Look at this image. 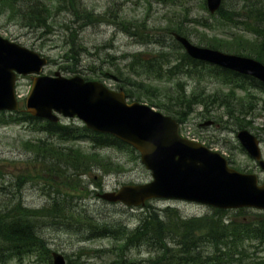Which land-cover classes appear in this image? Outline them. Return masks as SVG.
<instances>
[{
  "label": "rangeland",
  "instance_id": "374dc122",
  "mask_svg": "<svg viewBox=\"0 0 264 264\" xmlns=\"http://www.w3.org/2000/svg\"><path fill=\"white\" fill-rule=\"evenodd\" d=\"M260 1L261 10L264 11V0ZM43 3L53 6L50 7L53 11L50 33L24 27L17 17L12 19L8 11L0 8V36L48 58L49 64L44 67L42 74L53 76L60 73L67 78L81 76L96 79L118 91L129 90L132 87H126L123 81L124 77L129 75L128 65L134 56L143 54V58L156 59L160 58V54L168 55L169 61L161 62L163 73L160 78L146 74L142 69V77H132V81L137 79L152 84L157 91L151 95L134 91L135 97L129 101L141 102L162 114H169L166 107L173 108L169 96L196 95L197 101H204V104L193 105L190 111L183 108L188 114L185 123L180 125L181 135L195 139L211 150L221 153L234 169L257 174L261 182L264 181V172L237 139L239 131L251 132L261 141L264 158V91L252 83L239 81L238 83L246 86L250 96L237 89L236 105L232 106L225 98L231 87L226 86L219 76L213 75L215 73L210 67L214 66L203 64L193 68L191 72L175 76L168 73L169 69L178 63L176 59L180 60L182 54H185L184 49L176 44L173 38V33H177L175 28L179 24L185 27L184 31L189 33V38L194 44L206 47L199 43L203 37H217L228 42L239 38L253 41L256 37L248 29L252 25L264 26V17H261L263 21L260 24L240 16L234 17L235 24H225L213 19L216 15L209 12L206 0H78L79 16H76L68 5H63L57 0H44ZM246 4L239 0L225 1V7L230 11L240 9L246 12ZM59 6H62L61 9L54 14L55 8ZM204 42L207 44L210 41L204 39ZM121 72L125 75L121 76ZM32 82L33 76H26L20 77L16 84L21 110L25 109ZM216 100L218 102L214 105L210 103ZM205 102L209 106H206ZM227 105L236 108L238 112L229 116ZM2 114L10 115L5 112ZM19 114L24 112H16L13 115ZM209 121H212L213 125H203ZM61 122L84 126L79 120L66 119ZM239 123L243 124L242 128ZM38 127L40 125L29 122L6 125L0 123V209L9 202H12L11 205L21 202L22 206L29 210L43 209L40 214V217H43L35 221L36 230L38 236L46 242L51 260L52 253L56 252L65 256L67 264H114L118 257H122L127 264H147L151 256L157 255L158 250L150 247H131L123 254L117 253L113 251L115 241L108 234L99 235L104 227L110 224L127 225L133 230L141 223L146 208H128L98 198V195L104 193L118 192L123 186L145 184L152 180V174L142 164L139 152L133 151L132 146L130 149L119 146L100 149L99 152L110 158L112 163L120 164L118 167L109 164V173H104L98 168L83 171L71 168L68 175L73 183L79 184L83 194L79 195V200L69 197L63 208L55 209L53 206H56V195L49 192L46 180L49 177L47 173L51 170V162H56L51 158L44 160L46 155H38L30 144L48 140L53 141L52 144L56 147H81L87 152L93 151V148L87 141H60L46 132L38 131ZM22 175L26 176V179L21 181V187L18 188L16 185ZM49 179L54 180L51 182L54 187L60 182L57 177ZM148 204L157 208L165 221L170 220L162 210L170 206L174 207L184 220L216 217V209L202 205H186L188 203L179 201H150ZM224 211H227L224 215L228 222L232 220L236 223L246 218L259 222V217L264 214L254 209H246L243 213H239L240 210ZM258 215L259 217H256ZM220 216L219 214L218 217ZM172 223V230L175 231V223ZM96 227L98 228L94 229ZM175 233L182 239L180 233ZM199 235L202 234L196 233L197 237ZM166 239L169 248L177 246L173 237ZM246 248L244 254L248 258L242 263L237 261L236 264L256 262L254 259L264 260L263 243H247ZM180 250L179 247L176 248V251ZM195 250L193 254H179L178 257L185 258L184 262H187L190 255L198 254L200 262L216 252L212 244L200 241ZM240 258L241 256L235 254V260ZM7 264H50V261L35 253L34 256H24L21 259L11 258Z\"/></svg>",
  "mask_w": 264,
  "mask_h": 264
},
{
  "label": "trees",
  "instance_id": "16d2710c",
  "mask_svg": "<svg viewBox=\"0 0 264 264\" xmlns=\"http://www.w3.org/2000/svg\"><path fill=\"white\" fill-rule=\"evenodd\" d=\"M63 5H68L73 12L76 13V16H79L78 13V0H57ZM164 1V0H157ZM225 1L218 12L213 16V19L220 20L225 24H235L234 17L240 16L245 17L248 20H255L256 23L263 21L261 17H264V11L261 9L260 0H239L246 2L245 10L243 12L234 10L230 11L225 7ZM44 0H0V8L9 12V16L13 18H18L21 24L24 27L36 30H44L46 33H50L52 28L51 19H52V5H45ZM62 5V6H63ZM62 6L55 8L54 14L56 11H59ZM52 7V8H50ZM78 7V8H77ZM51 9V11H50ZM90 18V16H88ZM206 26V25H202ZM185 27L182 24H179L175 31L182 36L189 38V33L184 31ZM254 37L253 41L249 39H236L234 42H228L220 38H208L203 37L200 39L199 43L204 44L208 48L215 50L225 51L228 53H234L236 55L245 56L254 58L259 62L264 63V26H255L252 25L248 29ZM208 40L207 44L204 42ZM175 41V40H174ZM177 44V42L175 41ZM178 45H180L178 43ZM181 47V45H180ZM249 49V50H248ZM244 53V54H243ZM143 54H137L134 56L132 62L128 65L130 69L129 75L124 77V84L130 86L129 90H124L128 99L135 97L134 91H139L143 94H153L157 91L152 84H147L144 81H138L135 79L132 81V77L140 78L143 75L144 70L146 74L153 75L156 78H160L163 73V61H169L168 55L160 54V58L146 59L143 58ZM74 58V56H72ZM75 59V58H74ZM178 62L172 68L169 69V75H178L180 73L191 72V70L198 66H203L202 62L195 61L191 59L187 54H182L181 59H176ZM206 65V64H205ZM209 68V67H208ZM216 75L220 77L222 82L231 87L230 92L226 94L225 98L229 100L233 105H236L235 100V91L237 89L245 91L248 96L250 94L247 92L246 86L243 83H238L239 81H247L252 83V85L257 86L259 89L264 91V84L256 81L255 79L240 77L237 74L223 70L218 67H210ZM123 71V69H122ZM125 75L124 72H121V76ZM86 81H96V79H86ZM149 80V78L147 79ZM171 101L170 108L167 106L166 109L169 111L168 115L174 118L179 124L185 123V118L188 112L185 109L191 110L193 105L204 104V101H197L198 97L193 95L192 97H187L185 95H180L178 97L169 96ZM218 100L210 102L215 104ZM155 105L154 103H152ZM206 106H209L205 102ZM225 105V104H224ZM230 107V108H229ZM185 108V109H183ZM228 115L234 116L238 110L231 105H227ZM2 114V113H1ZM0 114V123L6 125L11 123H33L38 124V131H43L49 134L50 137H56L60 141L66 142H76V141H87L91 144V152L78 147V148H63L56 147L52 144L53 141H39L37 144H30L33 150L38 155H46L44 160L54 159L56 162L53 164L51 162V170L47 173L49 177H57L60 179L57 187H54L50 180L47 178L46 184L48 185L49 192H54L56 197L54 198V204L58 207L63 208L64 203L67 202V199L70 197L72 200H79V195L83 194L81 192L79 184L73 183L72 178L69 177L68 171L75 169L77 171H83V169L98 168L102 169L104 173L111 172L108 168L109 164H112L114 167L120 166L118 163H112V160L99 152L100 149L105 147H114L119 146L121 148L130 149V146L124 144L117 138L111 135L99 134L92 131H89L85 126H80L76 124H54L48 121H43L38 118H35L28 113L13 115L10 114L6 116L5 114ZM239 114L246 115L245 113L239 112ZM239 119V118H238ZM243 124L239 123V127L242 128ZM133 151H135L133 149ZM17 184V187H21V181L26 179V176L22 175ZM67 189V191L63 190ZM12 202H9L4 205V208L0 209V264H7V262L12 259H21L24 256H34L35 253L42 258H46L50 261L51 257L49 256L50 250L47 247L46 242L38 236L36 220L40 217V214L43 213L42 210H29L24 208L21 202L11 205ZM59 204H62L59 206ZM146 208L143 218L141 219L140 225L131 230L130 227L123 224H110L104 227L102 234H108L115 241V247L113 251L117 253H125L131 247H150L158 250L156 256H151L147 261V264H236L237 261L242 263L244 259H247L244 253L246 252V244L254 241H258L264 244V214L259 217V222L253 220L242 219L239 223H236L232 220L225 218L224 213L227 211L224 210H214L216 217L210 218L209 216L205 218H190L184 220L177 210L173 208H167L162 210V213L165 212L166 216L170 221L162 220V214L159 213L153 206L146 204ZM244 210H240L239 213H243ZM175 214H178L179 217ZM219 214L221 215L220 217ZM61 218V217H60ZM59 219V218H58ZM175 223V228L173 231V223ZM259 226L257 227V225ZM98 227L94 228L97 229ZM181 234V238L176 236V233ZM196 233H201L199 237L196 236ZM97 236V234H96ZM172 237L176 243V247L169 248L168 241L166 238ZM204 242L206 244H212L215 248L214 255H208L203 261H198V254L196 256H189L187 262L185 258H179V254H193L197 246L192 245L195 243L199 244ZM191 245V246H189ZM181 250L178 252L176 248ZM169 253H167V251ZM174 251V252H172ZM100 252V251H99ZM235 254L241 256L239 260H235ZM46 256V257H45ZM182 256V255H181ZM254 259L253 263L248 264H264V260L257 261ZM114 264H127L122 257H118ZM137 264V263H129Z\"/></svg>",
  "mask_w": 264,
  "mask_h": 264
},
{
  "label": "water",
  "instance_id": "95a60500",
  "mask_svg": "<svg viewBox=\"0 0 264 264\" xmlns=\"http://www.w3.org/2000/svg\"><path fill=\"white\" fill-rule=\"evenodd\" d=\"M223 0H206L211 14ZM189 57L220 68L250 76L264 83V64L254 59L200 47L173 34ZM48 58L0 36V112H18V76L35 75L26 99L25 111L32 116L58 123L60 117L77 118L89 130L112 135L140 153L141 162L152 174L145 184L126 185L102 199L139 207L155 199L182 200L219 210L255 209L264 211V182L254 174L232 168L226 158L199 142L180 134L173 118L148 105L129 103L125 93L98 81L60 73L43 75ZM213 122L204 123L211 126ZM243 148L264 171L259 141L246 130L237 135ZM53 264H66L63 255L53 253Z\"/></svg>",
  "mask_w": 264,
  "mask_h": 264
},
{
  "label": "bare ground",
  "instance_id": "6f19581e",
  "mask_svg": "<svg viewBox=\"0 0 264 264\" xmlns=\"http://www.w3.org/2000/svg\"><path fill=\"white\" fill-rule=\"evenodd\" d=\"M230 71V70H229ZM232 72V71H231ZM105 194V193H104ZM98 198L102 199L101 195H98Z\"/></svg>",
  "mask_w": 264,
  "mask_h": 264
},
{
  "label": "flooded vegetation",
  "instance_id": "af4514ba",
  "mask_svg": "<svg viewBox=\"0 0 264 264\" xmlns=\"http://www.w3.org/2000/svg\"><path fill=\"white\" fill-rule=\"evenodd\" d=\"M17 186V185H16ZM159 205V204H158ZM186 205H189V204H186ZM190 205H192V204H190ZM193 205H195V204H193ZM194 218H196V217H194ZM189 246H191V245H189Z\"/></svg>",
  "mask_w": 264,
  "mask_h": 264
}]
</instances>
